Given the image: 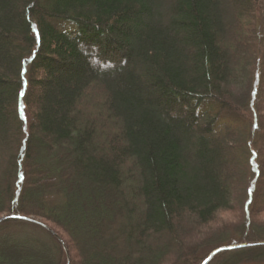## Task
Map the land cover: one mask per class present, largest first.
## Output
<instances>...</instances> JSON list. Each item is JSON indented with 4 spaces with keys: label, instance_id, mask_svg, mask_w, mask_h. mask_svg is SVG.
Wrapping results in <instances>:
<instances>
[{
    "label": "trees",
    "instance_id": "trees-1",
    "mask_svg": "<svg viewBox=\"0 0 264 264\" xmlns=\"http://www.w3.org/2000/svg\"><path fill=\"white\" fill-rule=\"evenodd\" d=\"M263 156L264 0H0V218L70 264L264 243ZM67 262L0 225V264Z\"/></svg>",
    "mask_w": 264,
    "mask_h": 264
},
{
    "label": "rangeland",
    "instance_id": "rangeland-1",
    "mask_svg": "<svg viewBox=\"0 0 264 264\" xmlns=\"http://www.w3.org/2000/svg\"><path fill=\"white\" fill-rule=\"evenodd\" d=\"M243 137H244V135H243ZM245 164H246V162H244L242 156L240 158H238V161H237L236 165L239 168L240 167H244ZM258 199H259V201H264V192L259 195ZM240 209H241V206L238 205L236 211H233V212H230V213H224V214L221 215L220 220H221V222L223 224L221 223L222 226L216 227L215 231H217L216 234H218V231L219 232L220 231H225V233H224V235H219L218 234V238L224 237L223 239L227 240L228 243H230L231 242L230 240H233V239L239 241L238 237L233 236V235L229 236V235L230 234H234V232L236 233L237 228L240 227V226H243L244 219H242V216L239 218V216L241 214V213H239ZM259 218H260L259 220H261V223L262 222L264 223V214L260 215ZM213 227H215V226H213ZM239 231H238V233H239ZM119 233L121 234V231ZM225 244H227V242H225ZM242 244H249V243L242 241V243H240L239 245H242ZM250 244H255V243H250ZM246 248H248V247H246ZM206 250H207V247H204L203 249H201L202 252H204ZM202 255H205V254H202ZM69 258H70V256H69Z\"/></svg>",
    "mask_w": 264,
    "mask_h": 264
},
{
    "label": "water",
    "instance_id": "water-1",
    "mask_svg": "<svg viewBox=\"0 0 264 264\" xmlns=\"http://www.w3.org/2000/svg\"><path fill=\"white\" fill-rule=\"evenodd\" d=\"M7 220H22V221H26L29 223H35V224H40L41 226H43L44 228H46L51 234H53L62 244L66 255H67V259L68 262L67 264H70V258H69V252L68 249L66 248L65 244L62 242V240L56 235V233L54 231H52L50 228L46 227L44 224L38 222L37 220L33 219V218H29V217H24V216H20V215H7V216H3L0 218V225L2 223H4ZM257 245H264V243H255V244H242V245H235V246H229V247H224L221 249H218L216 251H214L211 255H209L201 264H206L209 259L216 253H218L219 251H227V250H235V249H242V248H246V247H251V246H257Z\"/></svg>",
    "mask_w": 264,
    "mask_h": 264
}]
</instances>
